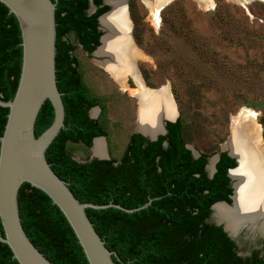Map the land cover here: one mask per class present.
Segmentation results:
<instances>
[{"label": "trees", "instance_id": "16d2710c", "mask_svg": "<svg viewBox=\"0 0 264 264\" xmlns=\"http://www.w3.org/2000/svg\"><path fill=\"white\" fill-rule=\"evenodd\" d=\"M55 8L56 84L64 105V126L48 146L45 157L54 173L68 183L81 203L118 205L87 208L86 214L115 264H264L259 250L247 256L221 226L210 222L211 206L231 203L228 170L234 159L220 153L215 172L206 171L208 154L194 158L183 138L181 115L166 122V133L149 141L129 136L119 159L76 161L68 144L89 149L107 133L88 111L99 105L83 83L69 37L92 53L102 32L98 18L109 10L103 0H52ZM90 4L95 7L89 14ZM21 32L16 17L0 2V98L12 100L22 64ZM247 106H253L247 103ZM8 108L0 106V137ZM49 100L36 122L39 136L53 122ZM19 216L30 241L52 264H88L66 218L39 189L23 183L18 192ZM146 205V206H145ZM145 206V207H144ZM126 210H132L128 212ZM0 232L3 228L0 221ZM264 243V240H263ZM0 264H18L7 244L0 242Z\"/></svg>", "mask_w": 264, "mask_h": 264}, {"label": "rangeland", "instance_id": "374dc122", "mask_svg": "<svg viewBox=\"0 0 264 264\" xmlns=\"http://www.w3.org/2000/svg\"><path fill=\"white\" fill-rule=\"evenodd\" d=\"M211 2L208 8L198 0H172L157 12L146 0L125 1L140 52L138 79L144 88L167 86L187 147L209 158L226 142L231 116L243 108L255 114L264 147V0ZM69 40L83 83L99 102L89 116L106 130L104 153L119 159L138 126V85L129 75L121 85L105 67L107 58ZM67 150L79 162L97 155L95 147L82 144H68ZM244 235L236 237L239 252L256 248L264 258V239L252 242Z\"/></svg>", "mask_w": 264, "mask_h": 264}, {"label": "water", "instance_id": "95a60500", "mask_svg": "<svg viewBox=\"0 0 264 264\" xmlns=\"http://www.w3.org/2000/svg\"><path fill=\"white\" fill-rule=\"evenodd\" d=\"M108 1L104 0V4L109 7V10L98 18V29L102 32V35L99 39V45L93 51L95 54L102 48L105 36L112 35L116 38L123 36L121 31H113L102 23V19L112 12V7ZM115 1H121L123 4L122 9L125 20L123 42L126 46L135 47L131 36L132 23L128 18L125 7L126 0ZM171 1L158 0L153 3L152 7L158 12ZM0 2L9 9V13L16 17L22 39V64L15 95L9 101H3L0 98V106L8 108L7 121L0 137V221L3 228V234L0 232V242L7 244L18 264H52L33 245L21 224L17 196L21 185L28 183L44 192L62 212L82 247L88 264H115L112 259V255L115 254L105 247L104 241L90 222L86 209H102L110 206L121 207L113 204L81 203L69 189L68 183L61 180L54 173L45 157L46 149L64 126L65 116L61 93L56 84V4L52 0H0ZM93 9L90 12H93ZM105 58H107V61L113 60L110 55L105 56ZM131 65L136 69L134 58L131 60ZM146 89L151 97H157L159 94L165 93L175 112L171 118L163 116L159 119L160 127L154 134H146L136 128L135 133L141 134L149 141H156L159 136L165 135L166 122H175L178 113L167 86L158 89ZM46 100L50 101L54 110L53 122L39 136H36L35 122ZM247 111H250V109L243 108L236 115L231 116L229 135L226 142L221 146L218 153L208 159L205 167L211 177L215 172V165L222 152H225L235 161V167L228 170L227 173L232 189L231 203L221 201L213 204L211 206L210 222L221 226L236 246V237L243 231L245 232L244 238L250 239L252 242L264 239V234H254L247 230L248 222H242L239 232L236 235L232 234L226 228L225 223L215 216V208L218 205L226 208L233 207L235 193L238 188L250 198L256 199L264 185V149L260 146L258 133L253 126L247 128L246 131L241 130L242 122L248 118L245 117ZM235 134L240 138L241 145L239 149L244 155L243 161L246 162L247 166L242 165L238 158L231 153L230 148L226 146ZM103 138H94L92 146L96 141ZM192 155L194 158L199 156L198 153L193 152ZM92 159L107 160L109 158L104 153L102 156L94 154ZM241 169L242 173L239 177L231 176L233 172L241 171ZM126 211L131 212L132 210ZM253 250L257 249L254 248ZM239 255L247 256L248 254L242 255L239 252Z\"/></svg>", "mask_w": 264, "mask_h": 264}, {"label": "bare ground", "instance_id": "6f19581e", "mask_svg": "<svg viewBox=\"0 0 264 264\" xmlns=\"http://www.w3.org/2000/svg\"><path fill=\"white\" fill-rule=\"evenodd\" d=\"M110 1L111 0H109L108 3L112 5V12L109 16H105L102 19V23L113 31H121L123 36L118 38L112 35L105 36L103 38L102 48L97 53L101 57L107 55L113 57L112 61L104 62V65L121 85H124L123 79L125 75L132 76L135 79L138 89L133 90V93L138 98L140 110L137 129L146 134H154L159 130V119L163 116L171 118L175 112L165 93H161L157 97H151L149 91L144 88L142 82L138 79V73L133 65H131V60H133V58L137 60L138 57H140V52L133 46H126L123 42L125 32V20L122 9L123 4L121 1ZM156 1L158 0H146V2L151 3V6H153V3H156ZM198 1L208 8L212 7L211 0ZM155 15H157V13H155ZM245 113H247V116L244 115ZM245 113L243 115L248 118L242 122L241 130L246 131L247 128H252L253 126L258 133L260 146L263 147V143L260 139V128L255 121V114L251 111ZM240 145V138L235 134L230 143L226 146L230 148L231 153L238 158L242 165L247 166L246 162L243 161L244 155L239 149ZM94 147L97 156H102L104 154L105 148L103 147L102 140L96 141L93 149ZM241 173L242 169L241 171L237 170L233 172L231 176L239 177ZM251 198L238 188L235 193L234 205L232 208H226L222 205H218L215 208V216L225 223L226 228L232 234L236 235L239 232L242 222H248L246 227L249 232L264 234V185L258 197L256 199L253 197Z\"/></svg>", "mask_w": 264, "mask_h": 264}, {"label": "flooded vegetation", "instance_id": "af4514ba", "mask_svg": "<svg viewBox=\"0 0 264 264\" xmlns=\"http://www.w3.org/2000/svg\"><path fill=\"white\" fill-rule=\"evenodd\" d=\"M111 1H113V0H111ZM111 1H110V2H111ZM103 4H104V0H103ZM110 4H111V3H110ZM104 5H105V4H104ZM111 6H112V5H111ZM92 8H94V9H93V12H94L95 7H94L92 4H90L89 14L93 13V12H90V10H91ZM92 109H93V108H92ZM90 110H91V109H90ZM90 110H89V111H90ZM89 111H88V115H89ZM89 117H90V116H89ZM90 118H91V117H90ZM91 119H92V118H91ZM91 146H92V145H91ZM262 243H263V241H262Z\"/></svg>", "mask_w": 264, "mask_h": 264}]
</instances>
